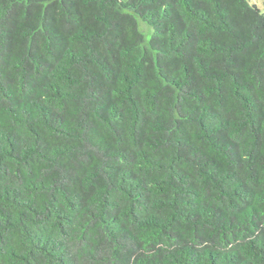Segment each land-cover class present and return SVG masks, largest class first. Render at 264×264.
Instances as JSON below:
<instances>
[{
  "label": "trees",
  "instance_id": "obj_1",
  "mask_svg": "<svg viewBox=\"0 0 264 264\" xmlns=\"http://www.w3.org/2000/svg\"><path fill=\"white\" fill-rule=\"evenodd\" d=\"M251 1L0 0V264H264Z\"/></svg>",
  "mask_w": 264,
  "mask_h": 264
},
{
  "label": "rangeland",
  "instance_id": "obj_2",
  "mask_svg": "<svg viewBox=\"0 0 264 264\" xmlns=\"http://www.w3.org/2000/svg\"><path fill=\"white\" fill-rule=\"evenodd\" d=\"M251 2H252L253 4L258 5V7H259L260 9L264 10V0H252ZM141 24H143L145 27H148V25L145 24V23H142V22H141ZM149 28H150V27H149ZM150 30H151V28H150ZM148 37H149V36H148Z\"/></svg>",
  "mask_w": 264,
  "mask_h": 264
}]
</instances>
